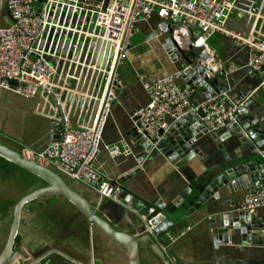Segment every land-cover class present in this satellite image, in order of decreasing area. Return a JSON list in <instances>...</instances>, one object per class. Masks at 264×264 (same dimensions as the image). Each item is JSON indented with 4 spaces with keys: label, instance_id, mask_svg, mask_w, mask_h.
Here are the masks:
<instances>
[{
    "label": "built area",
    "instance_id": "2783aa9c",
    "mask_svg": "<svg viewBox=\"0 0 264 264\" xmlns=\"http://www.w3.org/2000/svg\"><path fill=\"white\" fill-rule=\"evenodd\" d=\"M104 1L106 7L102 11ZM238 1L101 0L93 5L87 0H44L37 12L35 6L39 0H8L6 7L11 22L0 28V88L12 89L27 98L39 96L42 107L38 105V109L50 121L49 145L40 152L24 146L22 154L87 184L100 196L137 213L145 223L146 232L154 235L155 228L147 223L146 215L124 203L121 188L112 185L110 178L94 165L106 122L116 103L117 67L127 56L137 22L155 15L158 23L153 36L166 34L172 37L177 47H190L196 53V61L208 68L201 75L205 82L212 80L211 76L218 70L214 51L208 44V39L214 34L232 39L247 51L246 63L243 66L229 64L225 69L227 74L241 69L249 74L262 72L264 39L258 37L254 29L243 34L228 26ZM92 5L96 6V11L90 10ZM69 9H72V14L77 13L75 21L72 16L67 17ZM82 11L84 16L79 22ZM89 11L95 17L93 21L86 22ZM91 23V30L84 29L85 24ZM52 27L59 29L58 39H70L68 51L76 50L82 34L101 39L94 63L87 60L89 45L85 47V41H82L77 59L57 56L63 63L69 62L68 65L74 66L72 71L68 68L64 77L62 73L58 74L56 65L47 59L49 55L56 56L55 53L50 52L49 47L45 49L48 41L44 32ZM105 43L110 44L108 52L111 54L102 67ZM179 77L180 71H173L143 84L148 102L133 113L135 127L143 139L147 142L154 139L153 145H156L160 131H167L170 121L191 112H200L201 122L210 131L220 130L227 122H238L236 113L246 98L232 99L225 90L202 99L198 104H191L194 89L188 83L177 84ZM8 79L16 81L17 85L10 88L6 82ZM260 87L264 91V80ZM58 125L61 128L59 133ZM105 147L112 156L130 153L125 144ZM243 205L249 211L264 208V182L246 193ZM153 209L151 206L147 212L151 213ZM75 264L85 263L76 261Z\"/></svg>",
    "mask_w": 264,
    "mask_h": 264
},
{
    "label": "crops",
    "instance_id": "0c3cea01",
    "mask_svg": "<svg viewBox=\"0 0 264 264\" xmlns=\"http://www.w3.org/2000/svg\"><path fill=\"white\" fill-rule=\"evenodd\" d=\"M7 2L8 0H0V28L7 22ZM157 23L158 19L155 15L137 22L132 32L127 56L117 67L122 88L117 105L106 122L101 145L94 161L95 167L108 177L116 174L117 167L122 166L126 169L133 164L130 155L112 156L105 146L120 144V141L115 140L120 136V128L124 121H128L126 108L146 104V92L141 83L175 71L163 44L153 36ZM228 26L243 34L254 29L255 34L264 39V0H239L228 20ZM208 44L214 51L218 67L214 78L210 81L225 87L232 99L246 98L249 111L244 117L240 116L239 120L248 119L250 114L251 117L258 118L264 126V91L260 87L264 80V69L256 74H249L245 69L227 74L225 69L229 64L243 66L246 63V49L239 47L232 39L219 34L212 35L208 39ZM192 64H196V60H193ZM222 70L225 76H229L227 82L224 81L225 76L220 73ZM202 99H204L203 93H197L192 99L190 98V102L198 104ZM40 102L42 103V100L39 96L34 99L22 98L7 90H0V137L15 144L23 143L22 146H26L24 145L26 141L37 148L46 145L49 139L50 121L38 109ZM207 150L208 152L200 160L199 158L192 160L191 164L178 169L164 158L156 157L149 161L147 159L146 164L132 166L129 171L137 172L133 173L134 177L128 182L148 201L159 198L166 204L187 185L189 180L215 163L224 162L227 167L239 164L246 169L254 160H261L264 163L263 152L252 139H249L246 145H238L233 139H228L225 141V148L220 149L216 146ZM224 155H228V158ZM0 164L5 166L8 163L0 158ZM2 166H0V250L6 240L4 220L7 219L10 204L12 205V201H17L18 197L32 189L31 187L27 190L29 174L10 164L6 165V168ZM234 183L235 181L231 180L228 186L224 187L218 202L228 199L235 206L243 205L247 192L244 191V186H236ZM34 184V188H38L42 182ZM73 187L85 199L89 200V196L96 195V191L83 182L78 181ZM215 205L209 201L190 215H186L189 223L182 222L181 232L186 230V234L177 239L175 248L177 257L184 264H263L264 250L259 244L240 246L230 241L222 242L218 246L213 244L211 233L204 220L211 212L216 211ZM182 213L183 211H178L170 218L176 220ZM252 213H254V220H251L253 224L257 225V221L264 220V212L260 208ZM153 237L161 244L156 233ZM16 245L29 255L40 256L31 261L16 257L13 264H35L41 258H49L44 264H75L76 261L86 263L88 260L93 261V264H132L130 253L123 245L104 234L60 195L41 196L24 206ZM143 251L145 250H140L141 264H161Z\"/></svg>",
    "mask_w": 264,
    "mask_h": 264
},
{
    "label": "water",
    "instance_id": "95a60500",
    "mask_svg": "<svg viewBox=\"0 0 264 264\" xmlns=\"http://www.w3.org/2000/svg\"><path fill=\"white\" fill-rule=\"evenodd\" d=\"M43 1L44 0H39L38 4L35 6L37 12ZM87 1L94 5L101 0ZM93 5L90 10L96 11L97 8ZM105 7L106 1L102 4L101 10L103 11ZM64 14L65 7L63 8L61 16L63 17ZM70 16H72V20L75 21L77 13L72 14V9H69L67 17ZM83 16L84 11L80 12L79 22ZM94 17L95 14L89 11L86 14V22L93 21ZM10 22L11 19L8 14L6 25L1 28H5ZM84 29L91 30L92 23L85 24ZM45 35L48 41L45 49L49 47L50 52L56 55H49L47 59L53 65H56L57 73H62V77L65 76L68 68H70V71L74 70V66L68 65L69 62L63 63L62 60L57 58L58 55L77 59V55L82 47L81 42L85 41V47L89 45L87 60H90L91 64H93L97 50L101 44V39L89 35L84 36L82 34L77 48L73 52L72 50L68 51L70 39H66L65 41L62 37L58 39V28L55 29L52 27L48 32H44V36ZM156 39L160 40L163 44L167 57L174 64L175 71H180V77L176 80L177 84L182 85L188 83L194 89L191 99L194 94L197 93H203L204 98H208L210 95L227 90L225 87L219 86L215 81L205 82L201 79V75H203L208 68L202 66L199 61H196V64H192V61L196 60L197 56L194 53L190 54V47H177L172 37L166 34H160L156 36ZM51 42L52 44L50 45ZM72 43H75V41ZM41 46L42 45H40V47ZM105 46L106 50L104 52L102 67L106 62L107 56L111 54V52H108L110 44L105 43ZM83 53L84 51L82 54ZM77 73L76 71V74ZM220 73L225 76L223 70ZM211 78H214V75H212ZM228 80L229 76L226 75L224 81L227 82ZM6 82L9 84L10 88H14L17 85V82L14 80L8 79ZM145 82L147 81H144L141 85ZM121 88V79L118 77L116 102L119 100L118 95ZM0 90H7L19 97L25 98L15 93L12 89L0 88ZM71 97L72 95L70 94L69 100H71ZM146 97L148 102L147 94ZM41 104L40 102V106ZM116 105L115 103L112 107L111 113ZM248 105L249 103L245 102V104L239 108L236 113L238 118L242 115L244 117L247 111H249ZM143 106V104H139L129 109L126 108V113L129 117L128 121H124L120 128V136L115 140L118 142L120 141V144H125L128 147L130 151L128 155H130L132 159L133 167L137 164H146L147 159L149 161L151 158L158 157L164 158L178 169L181 166L191 164L192 160L195 161L198 158L200 160L206 152H208L207 149L216 148V146L220 149L222 147L225 148V141H228V139H233L238 145H246L249 139H252V141L257 144L259 150L263 152L264 156V126L261 125L258 118L251 117L250 114L248 119H238V122L235 124L227 122L220 130L210 131L201 122L200 118L202 114L200 112H191L181 116L176 121H170L171 125L168 130L165 132L161 130L160 140L156 145H153L155 140L152 139L151 142H147L143 139L141 133L136 129L134 124L136 118L133 117V113ZM47 111L48 110L45 109V112ZM60 130L61 128L58 125L57 133H59ZM22 144L5 141L0 137V158L8 164L22 170V172L29 174L30 179L28 181L27 190L31 187L33 189L34 183L37 185L38 182H42V184H39L38 188L31 189L29 192L22 194L21 197L16 199L17 201L11 200L12 205L10 204L7 219L4 220V222L6 221V240L0 250V264H13L16 257L23 258L25 261L39 258L40 255H29L20 249L16 245V239L24 206L41 196L47 195H60L73 204L92 224L128 250L132 258V264H141L139 259L140 250H145L143 252H147L154 261L157 259L161 264H184L175 253L176 244L178 242L177 239L186 234V230L181 232L183 226L182 222L187 221L186 215H190L197 208L202 207L209 201L216 204V211L211 212L204 221L211 233V241L214 245L218 246L222 242L230 241V243L240 246L259 244L264 250V220L257 221V225L256 223L253 224L254 213L244 208V205L235 206L234 203H231V200L228 199L218 202L222 190L224 187L228 186L231 180L235 181L234 184L236 186H244L245 192L252 190L258 183L264 182V166H261V164H263L261 160H254L247 169L239 164L227 167L224 162L215 163L205 168L195 178L189 180L187 185L177 192L166 204L161 202L159 198L150 202L132 187L129 182L134 177L135 172H137L136 170L135 172L129 171L133 168L132 166L126 169L122 166L117 167V169H115L117 170L116 174L109 177L111 184L121 188V199L124 203L132 205L139 213L146 215L147 223L154 226L155 233L161 240L160 244L154 239L152 234L146 232L145 223L138 214L135 215L122 205L113 201L111 202L105 197L100 196L97 192L96 195L89 196V200L85 199V197H82L74 190L73 186H76L78 181L60 174L51 166L43 165L25 156L22 154V148L24 147ZM24 145L40 152L49 145V139L46 145L40 148H37L27 141ZM209 154L210 152L207 154V157ZM224 156L228 158V155ZM259 163L261 164L259 165ZM151 206L154 208L153 212L148 213L147 210ZM260 209L264 212V208ZM255 210H259V208ZM178 211H183V213L180 214L176 220H172L170 216ZM187 223H189V220ZM48 259L49 258H41V260L36 263L44 264ZM91 263L93 264V261L91 262L88 260L85 264Z\"/></svg>",
    "mask_w": 264,
    "mask_h": 264
},
{
    "label": "rangeland",
    "instance_id": "374dc122",
    "mask_svg": "<svg viewBox=\"0 0 264 264\" xmlns=\"http://www.w3.org/2000/svg\"><path fill=\"white\" fill-rule=\"evenodd\" d=\"M6 165H8V164H6ZM6 165H5V166H2V165L0 164V166H2V167H4V168H6Z\"/></svg>",
    "mask_w": 264,
    "mask_h": 264
}]
</instances>
